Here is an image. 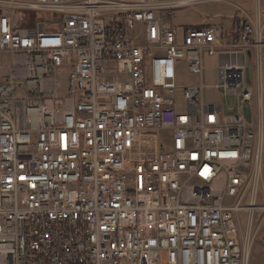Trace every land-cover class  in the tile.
Returning a JSON list of instances; mask_svg holds the SVG:
<instances>
[{
    "label": "built area",
    "instance_id": "1",
    "mask_svg": "<svg viewBox=\"0 0 264 264\" xmlns=\"http://www.w3.org/2000/svg\"><path fill=\"white\" fill-rule=\"evenodd\" d=\"M203 1L0 0V264H250L264 34L178 33ZM206 54L235 107L179 83Z\"/></svg>",
    "mask_w": 264,
    "mask_h": 264
},
{
    "label": "rangeland",
    "instance_id": "2",
    "mask_svg": "<svg viewBox=\"0 0 264 264\" xmlns=\"http://www.w3.org/2000/svg\"><path fill=\"white\" fill-rule=\"evenodd\" d=\"M228 1H203L192 3L188 5H183L175 9V16L173 17V26L177 29L178 33H182L185 29L198 28L202 25H213L211 23H217L222 17L231 16L237 10L234 7L232 2L238 3V0ZM264 64V60H263ZM205 66L206 70L204 71L202 77L200 74H195L189 72L186 66L184 55H181V62L179 63V77L178 81L182 84L197 83L201 80L207 85L205 89V98L207 100H217L224 104L225 109L227 110L230 107H235L237 105V98L234 95H229L227 97H221L217 92L215 85L217 84V69L219 67V60L217 56L205 55ZM250 75L254 77V85L256 83V66L253 60L249 61ZM263 69V67H262ZM263 80V101H264V75H262ZM59 88L60 93H64L66 90V80L62 75L59 77ZM23 89L18 90V93H23ZM253 112L255 115V108L257 102V95L253 98ZM253 125H256V117L253 122ZM263 153H264V134H263ZM263 183L259 185L257 191L256 204L259 208H256L252 213L253 220V229L256 230L259 226L258 233L255 237L250 257V264H264V154H263ZM195 181V180H194ZM249 196V194H247ZM238 201V196L227 197L226 203L234 205ZM249 201L248 197H245V200L242 202L243 205L247 204ZM243 224L250 219V213L248 210H243L240 213ZM166 264L165 259L163 258V263Z\"/></svg>",
    "mask_w": 264,
    "mask_h": 264
},
{
    "label": "crops",
    "instance_id": "3",
    "mask_svg": "<svg viewBox=\"0 0 264 264\" xmlns=\"http://www.w3.org/2000/svg\"><path fill=\"white\" fill-rule=\"evenodd\" d=\"M225 1L231 2L230 0ZM230 4L236 7L238 11L231 16L222 17L217 23L211 24L223 27L228 35L232 31L236 32L244 22L254 23L262 27L264 34V0H238V3L232 2ZM262 74L264 75V64Z\"/></svg>",
    "mask_w": 264,
    "mask_h": 264
},
{
    "label": "water",
    "instance_id": "4",
    "mask_svg": "<svg viewBox=\"0 0 264 264\" xmlns=\"http://www.w3.org/2000/svg\"><path fill=\"white\" fill-rule=\"evenodd\" d=\"M245 110H246L247 118L250 120V119H251V113H250V109H249L248 101H246V107H245Z\"/></svg>",
    "mask_w": 264,
    "mask_h": 264
}]
</instances>
